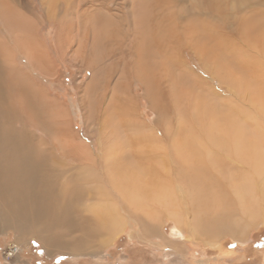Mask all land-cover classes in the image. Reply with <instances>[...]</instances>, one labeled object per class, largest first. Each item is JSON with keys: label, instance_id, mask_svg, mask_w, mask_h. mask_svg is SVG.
<instances>
[{"label": "bare ground", "instance_id": "6f19581e", "mask_svg": "<svg viewBox=\"0 0 264 264\" xmlns=\"http://www.w3.org/2000/svg\"><path fill=\"white\" fill-rule=\"evenodd\" d=\"M255 1L214 2L223 17L245 11L243 15H233V21L229 20L236 25V31L224 33V37L218 33V41H213L224 56L221 59L225 60L224 63L217 67L216 63L221 60L217 58L216 62L211 59L206 67L217 78L218 85L227 91L226 99L221 97L223 110L216 114L211 102L201 97L193 98L187 89L177 91V86L173 85L175 88H170L166 98L172 100L173 109H178L179 115L174 118L176 124L164 128L161 135L165 142L160 139L161 136L157 137L160 135L158 129L167 121L166 117L162 118L161 112L157 113L156 119L145 122L135 113L131 95H115L114 118L131 137L130 144L124 141L122 134L116 137L111 131L109 134L112 126L108 125V122L111 124L108 110L111 105L107 104L110 106L106 108L95 103L94 116L100 126L97 128L100 149L94 156L90 151L92 147L89 149L88 144L73 139L64 111L62 115L56 107L49 112L42 111L50 109V106L46 107L48 99L45 93H38L34 100L35 106L41 105L42 110L33 109L35 106L30 92L33 87L17 69L14 56L18 52L24 64H30L38 71L37 64L43 69V63H47L46 55L40 45L37 47L34 26L31 19L20 11L18 0H0V228H10L13 233L25 232L29 241L39 242L44 248L62 250L64 252L60 253L65 256H95L102 246L96 243L98 246L94 247L93 238L104 232L100 243L112 245L125 229L128 218L141 231V235L134 236L137 240L158 249L166 246L173 253H181L178 249L186 247L183 244L185 241L170 237L169 240L163 235V218L172 222L173 232L180 236L191 235L193 243L204 242L212 248L217 246L220 234L229 232L234 241L247 244L248 231L264 224V0H258L260 6L256 7L262 13L261 19L255 12ZM40 6L46 9L43 3ZM56 20L58 41L65 40L64 34L72 33V24L61 15ZM208 21L206 19L204 23L209 25ZM160 24L159 34L168 37L171 46L166 45L165 37L160 39L153 32L152 42L157 51L151 49V54L163 56V68L160 67L161 58L153 64L149 61L144 63L139 58L134 67L137 82L145 90L147 103L152 99L148 90L159 84V72L167 71L164 68L170 66V71L175 73L180 63L172 47L182 39L177 24L166 17ZM185 24L190 28L192 26ZM208 30H213L212 26ZM214 35L217 34H211L213 39ZM110 38L112 41L116 39L114 34ZM132 39L136 42L138 37ZM63 43L69 45L68 40ZM202 55L199 58H204ZM32 73L39 75L33 69ZM4 74L9 76L6 81L11 82L1 86ZM90 80L91 86L94 82L92 77ZM10 92H16L14 99L25 107L24 111L15 110ZM163 94L158 93V96ZM176 101L186 106L179 109ZM155 103L158 104L156 99ZM27 105L29 108H26ZM98 106H103L100 112H97ZM21 114L32 129L23 131V127H13L18 125ZM64 150L75 155L71 160L74 167L67 170L72 177L70 181L62 175L66 160L63 158ZM139 156L144 157L145 164L136 163ZM97 157L101 158L100 163L96 162ZM142 166L146 169L143 174ZM69 192L73 193L68 195L70 200L76 197V208L80 209L78 215L81 216V219L76 216L78 236L73 237L74 244L65 241V233H62L76 224L65 218L75 214L72 209L68 211L73 204L65 202ZM85 193H93L95 198L80 200ZM71 233L67 231V239ZM199 237L203 239L198 241ZM154 238L159 241H153ZM19 247L15 243L13 248L17 249V253L11 248L8 256L17 257Z\"/></svg>", "mask_w": 264, "mask_h": 264}, {"label": "rangeland", "instance_id": "374dc122", "mask_svg": "<svg viewBox=\"0 0 264 264\" xmlns=\"http://www.w3.org/2000/svg\"><path fill=\"white\" fill-rule=\"evenodd\" d=\"M212 1L214 0H18L20 11L31 19V23L34 26L33 35L34 38H36L37 47L41 46L47 60L46 64L43 63V69L40 64H37L39 66V70L37 71L30 64H24L18 52L14 56L17 69L19 68L22 71L25 79L28 80L27 82H30L29 84L33 87V89H30L33 107L35 106L34 100L35 97H38V93H45L47 96L48 101L46 107L50 106V109L44 111L41 109V105L39 107L35 106L33 109L36 111L41 109L43 112H49L52 108L56 107L60 115H62L64 111L63 115L67 116L69 123L68 127L70 126L69 131L73 139L75 141L77 140L76 142H82L85 145L88 144L87 147H89V149L92 147L90 151L94 156L99 153L98 151L100 149L97 138V128L100 126L94 116V108L96 110L95 103L99 105L103 104L106 108L111 105L108 110L110 112L109 119L111 118V124L108 122V125L112 126L109 129V134L110 131L115 137L122 134L123 136H121L124 141L130 144L129 140L131 137H128L123 127L116 123V110L113 109L115 97L122 93L131 95L130 99L139 119L150 122L156 119L157 113L159 112L162 113V118L166 117L165 119H167V121L165 120L164 125H160L161 128L158 129L160 135H157L158 138L161 136L160 139L165 142L166 139L161 135L164 128L169 124H176L174 118L179 115V110L173 109L172 100H170L169 97L166 98L171 91V87L175 88L174 86H177V91L178 89H187L190 92L189 95H192L193 98H202L207 102H211V105L215 107L214 112L218 114L223 110L221 108V97L226 99L225 93L227 91L223 86L218 85L217 78L211 75L206 67L209 66V60L212 59L217 62V58L221 60L222 57H224L218 50V45L213 41H218V37H220L219 34L223 36L224 33H230L232 30L236 31V25H232L229 20L233 21V15H243L245 11L241 12V14L234 13L230 16L223 17L221 9L217 7V10V4H215L216 6L214 5L216 0L214 2ZM226 1L228 2V0ZM40 3H43V6L45 3L47 5L44 6L46 9H42ZM255 3V12L257 16H259L258 18L261 19L262 13L260 9L256 8L260 6V2L257 0ZM213 5L216 11H220V13L214 12ZM208 6L210 8H208ZM60 15L71 23V28H73L71 33L73 36L67 32L64 34L66 36L65 40H68L69 45L65 43L67 46L63 45L65 40L58 41L59 26L56 19H58ZM205 16H208V18ZM211 16H213L212 19ZM165 17L173 20L182 34L180 43L176 44L173 41L174 39L171 40L175 43L172 47L180 63L178 64V62H175L176 65L178 64L175 73L174 70L173 72L170 71V66L164 68L167 71L162 70L159 72L158 76H161L160 80H158L159 84L157 86L155 83L156 85L150 87L148 90L149 97L152 99L150 103H147L145 90L142 84L137 82L138 80L135 77L134 69L136 68V60L139 58H141L144 63L149 61L152 62V64L153 62L159 61L161 58L160 67L163 68L161 64L163 56H157V54H155L156 52H153L155 54L154 56L151 54V49L157 51L152 42L153 32H155V36L160 39L165 37L166 45L171 46L169 38L161 36L158 30V26L161 25L160 21ZM205 18L207 21L209 20V25L204 23L206 20ZM213 22L214 24H211ZM185 23L192 24L191 28ZM209 26H212L213 30L207 31ZM216 28L221 29L217 30ZM211 32L217 34V36L214 35V39L211 37V34L213 36ZM113 34L116 38H114V41L110 38ZM134 36L138 37L136 42L132 39ZM83 37L87 38L83 40ZM13 47L14 46H12V48ZM133 51L135 52L133 53ZM161 53L163 54V50ZM194 53H198L199 55L203 54L202 56H204V58L201 57L203 58L201 59L198 54ZM136 54L138 56H136ZM164 59L168 60L166 57H164ZM224 61L223 59L219 63H216V66L220 67ZM33 65L35 64L33 63ZM32 69L39 75L33 74ZM144 69H146V67ZM6 77L9 76L6 74L1 76V86L9 85L11 82V80L6 81ZM91 77L94 83L90 86ZM3 79H5V81ZM215 92H217V94ZM158 93L164 94L159 97ZM10 94L12 96L11 102H13L15 110L19 112L24 111L25 107L17 103L14 99L16 92L13 94L10 92ZM155 99L158 104L155 103ZM163 100H166L164 104ZM178 103L179 102L176 101V104ZM184 106H186L184 103L178 104L179 109L184 108ZM20 107H22V109H20ZM102 107H99L97 112H100L99 110ZM26 108H29V105H27ZM30 109L31 104L29 111ZM22 115L24 114H21V118H17L19 120L18 125L13 124V127H23V131H25V129H32L33 127L26 123L25 117ZM111 116L113 118L115 117V121ZM169 120L172 121L170 122ZM4 124H6V121H4ZM115 128L117 130H115ZM115 137L111 138L115 139ZM60 152L63 153V151ZM56 155H59V153H56ZM63 155V158L66 160L64 163L65 172H63L62 175L65 176L64 178L66 181H70L72 177L67 170L74 167V161L71 160H73L75 155L71 153L67 154L65 150ZM143 158V156H139L136 159V163L142 165L145 162ZM151 161H154L153 163L157 162L155 160ZM96 162L100 163L101 158L97 157ZM145 170L146 169L143 167L141 173L143 174ZM67 190H71V188H67ZM72 192L67 193L65 202L67 204L72 203L75 206V208H73V205L68 208V211L72 209L75 214H69V216H65V218L68 221L76 222L78 220L76 216L80 214V209L78 207L76 208V197L74 200L69 199L70 196L68 195L73 194ZM85 194L80 200L94 197L93 193ZM112 194L115 195L114 192ZM85 203L87 204V202ZM79 218L81 219V216H79ZM77 224L78 222H76L73 227L76 228ZM65 227L67 226L65 225ZM172 227V222L163 218V228H161L163 235L169 240L174 238L185 241L183 244L186 247L178 249L182 254L173 253L171 250L169 251V248L166 246L162 249H158L146 242L137 240L134 236L141 235V231L131 218L127 219L125 229L115 239L116 241H113L112 245L108 246L109 243L104 245L100 243V237L104 236V232L97 234L93 238L92 245L94 247L98 245L102 246L95 252V256H74L68 254L65 256L64 253H60L64 252L62 250L44 248L39 242L29 241L30 238L25 232L13 233L14 231L10 228L8 229L5 227V230L4 228H0V264H264V224L248 231L247 244H239V242L234 241L230 237L232 234L227 232L217 237V246L215 245L212 248L205 245L204 242L193 243L190 241L192 238L191 235L185 234V236L183 234L180 236L176 232H173ZM72 228L64 230L62 233H65L67 237V231H72L69 239L64 237L65 241L68 240L74 244L75 239L73 237L78 236V232H76L77 228ZM199 238L198 241L203 239L201 237ZM153 241L158 242L159 240L154 238ZM10 243L14 246L15 243H18L21 247H19V255L17 257L14 255L13 259L7 260L3 257L2 251ZM96 243H98V245H96ZM167 254L171 255L167 256ZM257 254L259 257L256 256Z\"/></svg>", "mask_w": 264, "mask_h": 264}, {"label": "built area", "instance_id": "2783aa9c", "mask_svg": "<svg viewBox=\"0 0 264 264\" xmlns=\"http://www.w3.org/2000/svg\"><path fill=\"white\" fill-rule=\"evenodd\" d=\"M14 246H12V244L7 245L4 250L2 251V255L5 259L11 260L13 258H11L9 255V253H11V248H13ZM13 252L17 253V249L13 248Z\"/></svg>", "mask_w": 264, "mask_h": 264}, {"label": "crops", "instance_id": "0c3cea01", "mask_svg": "<svg viewBox=\"0 0 264 264\" xmlns=\"http://www.w3.org/2000/svg\"><path fill=\"white\" fill-rule=\"evenodd\" d=\"M251 239H252V237H251ZM256 256H257V257H259V255H258V254H257ZM252 258H253V256H252ZM253 260H254V259H253ZM253 262H255V261H253ZM250 264H251V263H250ZM252 264H255V263H252ZM257 264H258V263H257Z\"/></svg>", "mask_w": 264, "mask_h": 264}, {"label": "trees", "instance_id": "16d2710c", "mask_svg": "<svg viewBox=\"0 0 264 264\" xmlns=\"http://www.w3.org/2000/svg\"><path fill=\"white\" fill-rule=\"evenodd\" d=\"M56 264V263H55Z\"/></svg>", "mask_w": 264, "mask_h": 264}]
</instances>
